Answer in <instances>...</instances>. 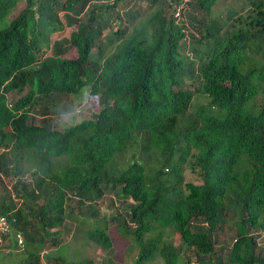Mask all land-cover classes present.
<instances>
[{"label": "trees", "instance_id": "1", "mask_svg": "<svg viewBox=\"0 0 264 264\" xmlns=\"http://www.w3.org/2000/svg\"><path fill=\"white\" fill-rule=\"evenodd\" d=\"M19 1L0 0V216L31 248L23 264H46L41 248L59 244L69 201L99 212L114 194L131 202L88 230L105 250L115 226L139 247L136 264H178L182 245L197 264H264V105L253 110L264 95V0L229 7L226 20L211 16L219 0H179V18L169 0H22L14 15ZM61 13L74 27L53 40ZM86 86L97 100L87 117L36 122L38 105L75 104ZM186 167L202 181H186Z\"/></svg>", "mask_w": 264, "mask_h": 264}, {"label": "rangeland", "instance_id": "2", "mask_svg": "<svg viewBox=\"0 0 264 264\" xmlns=\"http://www.w3.org/2000/svg\"><path fill=\"white\" fill-rule=\"evenodd\" d=\"M21 1L22 0H20L18 3L19 5H17V10L13 13L14 15H16L25 7V1ZM245 1L247 0H219L213 8L211 16L213 18H221L222 20H226L227 10L229 7L235 6V8L239 9L244 6V4L247 5ZM243 13L246 14L247 12ZM145 17L146 15L142 17L141 20H145ZM61 18L63 22H65L66 28L65 30L55 33L53 40H63L69 38L70 32L74 27L70 24V21L64 13H61ZM233 21L234 20H231V22ZM50 29V27L43 28L37 26L36 32H43L45 35H47L49 34ZM38 38H40V36H38ZM110 50H112V48H110ZM257 53L261 52L258 51ZM48 54H50V52ZM87 91L88 88L86 86L79 94L74 96L72 101H74L75 104H70L66 99H59L57 102L58 105L49 103L51 105L50 107H46L45 103H41L35 108V110L32 111V113L35 114L36 122L40 124L46 122L47 120L59 128H64L66 126L80 122L89 115L90 103L97 108V100L95 98H90L88 100ZM252 102L253 101L249 103V107L251 106ZM256 102L255 109L253 108V110L257 113L261 105H264V95L260 94L257 97ZM200 103H207V98L200 96L198 104ZM50 109L52 111H50ZM214 113L217 115L221 114L220 110L218 109L214 110ZM26 175L27 176L23 178L32 182L33 180L31 178V174ZM185 177L186 181H192L196 183H200L202 181L198 173L192 171L188 167H186ZM5 181L7 189L4 191L10 195H15L14 193L16 192L13 191L15 179L7 178ZM111 197L113 199L112 204ZM111 197L108 196L106 199L102 198L105 201L103 203L100 202V204L98 203L99 201H97L98 208L101 209L99 212L88 208V204H90L89 202L82 205V207H80L81 209L76 207L72 212L70 211L69 207L76 206V202L74 200L69 201L67 203V212L69 216L66 220V224L62 227L60 235H58L59 244H49V248L46 246L41 248L42 259L44 262L49 264L48 259H46L44 256V253L47 252L53 254L54 256L60 255L66 259V264H82V262L85 261H91V264H136L139 247L134 243V240L131 239V236H126V238H124L121 234H118L119 231L117 228H115V226L108 227V232L112 239L113 249L105 250L100 245L92 241L88 236V230L92 227L93 223L98 221H100L99 223H102L101 220L104 214L125 210L128 204L131 202L129 200H123L117 194H114ZM15 198L17 200H22V197L19 194H16ZM99 216L100 220L96 219ZM167 232V238L172 239L175 244L180 246L182 243L180 236L171 229H168ZM233 235L234 231L232 229H227L226 233L223 235L222 242H230ZM260 241L262 244L264 243V236L260 238ZM29 249L31 248H29L26 244L24 246L17 245L14 235H12L11 239H8L5 244L0 246V264H23L29 255ZM188 258L191 260V263L189 262ZM143 264H165V261L162 257L158 256L156 259L146 261ZM178 264H197V255L195 254L194 250L186 248L182 245Z\"/></svg>", "mask_w": 264, "mask_h": 264}, {"label": "built area", "instance_id": "3", "mask_svg": "<svg viewBox=\"0 0 264 264\" xmlns=\"http://www.w3.org/2000/svg\"><path fill=\"white\" fill-rule=\"evenodd\" d=\"M171 2L176 1L175 5L176 6V12H175V16L176 17H180L181 16V10L185 5V1H179V0H169ZM179 1V4H177V2ZM12 234V224L10 219L6 216V215H1L0 216V244H4L8 239H10ZM17 244L19 246H24L25 245V240L23 235L21 234V232H17L16 234V239Z\"/></svg>", "mask_w": 264, "mask_h": 264}, {"label": "clouds", "instance_id": "4", "mask_svg": "<svg viewBox=\"0 0 264 264\" xmlns=\"http://www.w3.org/2000/svg\"><path fill=\"white\" fill-rule=\"evenodd\" d=\"M11 236H12V234H11ZM10 239H11V237H10ZM16 239V238H15ZM5 244V243H4ZM16 244H17V241H16ZM18 245V244H17Z\"/></svg>", "mask_w": 264, "mask_h": 264}]
</instances>
